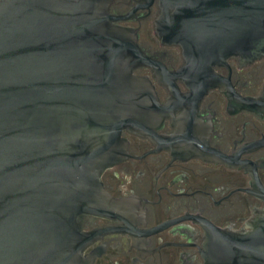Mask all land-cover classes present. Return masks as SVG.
I'll return each mask as SVG.
<instances>
[{
  "label": "water",
  "instance_id": "1",
  "mask_svg": "<svg viewBox=\"0 0 264 264\" xmlns=\"http://www.w3.org/2000/svg\"><path fill=\"white\" fill-rule=\"evenodd\" d=\"M110 1L0 0V264H88L94 234L82 222L115 218L101 176L127 156L121 134H151L147 123L161 121L151 86L133 74L155 64L113 25ZM159 8L156 34L181 48L174 76L188 84L206 90L229 58L264 57V0ZM261 107L264 93L245 100ZM210 229L206 264H264V211L247 233Z\"/></svg>",
  "mask_w": 264,
  "mask_h": 264
},
{
  "label": "flooded vegetation",
  "instance_id": "2",
  "mask_svg": "<svg viewBox=\"0 0 264 264\" xmlns=\"http://www.w3.org/2000/svg\"><path fill=\"white\" fill-rule=\"evenodd\" d=\"M108 12L155 64L133 74L164 112L147 123L151 134H121L127 156L101 176L115 218L84 219L81 231L94 241L83 257L88 264H206L210 227L241 235L264 211V107L245 109V100L263 97L264 57L229 58L213 68L217 80L205 90L204 81L174 76L185 60L156 34L159 0H111Z\"/></svg>",
  "mask_w": 264,
  "mask_h": 264
},
{
  "label": "clouds",
  "instance_id": "3",
  "mask_svg": "<svg viewBox=\"0 0 264 264\" xmlns=\"http://www.w3.org/2000/svg\"><path fill=\"white\" fill-rule=\"evenodd\" d=\"M119 175H120V174H119V173H117V178H119ZM126 178H127V179H129V182H130V178H128V177H126Z\"/></svg>",
  "mask_w": 264,
  "mask_h": 264
}]
</instances>
